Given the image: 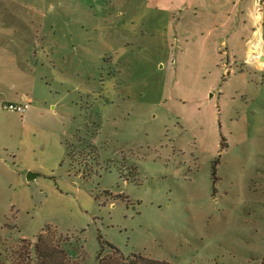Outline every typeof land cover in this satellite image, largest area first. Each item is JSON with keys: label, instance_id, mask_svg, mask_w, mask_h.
<instances>
[{"label": "rangeland", "instance_id": "obj_1", "mask_svg": "<svg viewBox=\"0 0 264 264\" xmlns=\"http://www.w3.org/2000/svg\"><path fill=\"white\" fill-rule=\"evenodd\" d=\"M202 1L0 0V264H264V67Z\"/></svg>", "mask_w": 264, "mask_h": 264}, {"label": "crops", "instance_id": "obj_2", "mask_svg": "<svg viewBox=\"0 0 264 264\" xmlns=\"http://www.w3.org/2000/svg\"><path fill=\"white\" fill-rule=\"evenodd\" d=\"M201 3H203L202 0ZM210 6L215 8L213 10L210 9V12L217 17L219 21L231 25L230 28L232 30V38L235 47H229L227 42L225 49L228 55H231L234 59H241L245 65L257 63L259 67H264L262 49L264 45V0H215ZM259 8L262 9L259 11ZM37 17L39 18L37 14L26 16L24 18V23L32 24L35 21H39L36 19ZM18 33L21 32L16 31V28L10 31L0 30V38L6 37V40L11 39V35H16ZM258 58L259 61L263 63L262 66L257 62ZM3 83L4 78L0 75V86H2ZM1 92H3V90H1L0 93ZM21 99L22 98L11 97L10 99L5 98L4 101H19ZM32 109H28V116L33 115L36 111L35 108L32 107Z\"/></svg>", "mask_w": 264, "mask_h": 264}, {"label": "trees", "instance_id": "obj_3", "mask_svg": "<svg viewBox=\"0 0 264 264\" xmlns=\"http://www.w3.org/2000/svg\"><path fill=\"white\" fill-rule=\"evenodd\" d=\"M100 243H101V249L98 252V259H99L98 264H170L167 261L157 260L141 254H134L131 257L126 258L120 253L118 248L112 243L101 238H100ZM105 243H107L108 246L113 250L112 255L114 256L110 258H106V256L103 255L105 251V247H104ZM40 263L46 264L44 260H40Z\"/></svg>", "mask_w": 264, "mask_h": 264}, {"label": "built area", "instance_id": "obj_4", "mask_svg": "<svg viewBox=\"0 0 264 264\" xmlns=\"http://www.w3.org/2000/svg\"><path fill=\"white\" fill-rule=\"evenodd\" d=\"M31 105V99L27 96L22 97L19 101H6L3 104L4 109L12 110L21 114H24Z\"/></svg>", "mask_w": 264, "mask_h": 264}, {"label": "water", "instance_id": "obj_5", "mask_svg": "<svg viewBox=\"0 0 264 264\" xmlns=\"http://www.w3.org/2000/svg\"><path fill=\"white\" fill-rule=\"evenodd\" d=\"M35 177V174L33 172L28 173V179H32Z\"/></svg>", "mask_w": 264, "mask_h": 264}, {"label": "bare ground", "instance_id": "obj_6", "mask_svg": "<svg viewBox=\"0 0 264 264\" xmlns=\"http://www.w3.org/2000/svg\"><path fill=\"white\" fill-rule=\"evenodd\" d=\"M264 62V61H263Z\"/></svg>", "mask_w": 264, "mask_h": 264}]
</instances>
